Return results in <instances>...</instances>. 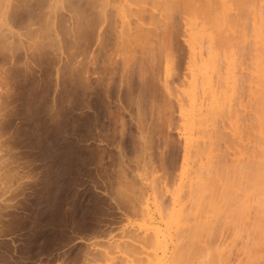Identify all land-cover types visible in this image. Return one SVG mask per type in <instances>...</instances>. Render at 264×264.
<instances>
[{"label":"rangeland","instance_id":"374dc122","mask_svg":"<svg viewBox=\"0 0 264 264\" xmlns=\"http://www.w3.org/2000/svg\"><path fill=\"white\" fill-rule=\"evenodd\" d=\"M211 1L0 0V264H264V0Z\"/></svg>","mask_w":264,"mask_h":264},{"label":"bare ground","instance_id":"6f19581e","mask_svg":"<svg viewBox=\"0 0 264 264\" xmlns=\"http://www.w3.org/2000/svg\"><path fill=\"white\" fill-rule=\"evenodd\" d=\"M137 1V0H136ZM189 1H193V2H195V0H189ZM211 1V0H210ZM245 1V0H244ZM248 1V0H247ZM250 1V0H249ZM139 2V1H138ZM211 2H213V1H211ZM240 2V1H239ZM192 4L193 5V3L192 2H189L188 4ZM197 3V2H196ZM195 3V4H196ZM244 2H242V3H240L241 5L243 4ZM251 3V2H250ZM186 3H184V5H185ZM188 4H186L187 6H188ZM195 4H194V6H195ZM199 4V2L197 3V9L194 7V10L195 11H197V10H199V11H201V12H199V11H197V13H202V11H203V13H202V16H199V17H206V20H207V22L208 23H210V25L209 26H211V31L212 32H215V33H218L219 34V32L218 31H222V27H221V21H220V23L218 22L219 20L217 19L218 18V16H217V14L216 13H219L218 11L214 14V12H213V15H211L210 14V12L211 11H209V9L207 10V9H205V7H203V2H202V4L200 3V6L198 5ZM205 5H206V3H204ZM239 4V5H240ZM249 4V3H248ZM183 5V6H184ZM253 5V4H252ZM187 6L185 7V8H187ZM189 6H191V5H189ZM189 6H188V8H189ZM207 6V5H206ZM211 6V5H210ZM235 6H238V5H236L235 4ZM243 6V5H242ZM191 7H193V6H191ZM244 7V6H243ZM250 7H251V5H250ZM210 9H212L211 7H209ZM237 8V7H236ZM238 8H239V6H238ZM240 8H242L241 6H240ZM246 8V7H245ZM214 10H215V8H213ZM218 9V8H217ZM248 9V8H247ZM126 10V9H125ZM189 11H190V8L188 9ZM191 10H193V8L191 9ZM194 10H193V12H194ZM206 10V11H205ZM242 10H243V8H242ZM205 11V12H204ZM239 11H240V9H239ZM252 11V10H251ZM192 12V11H191ZM190 12V13H191ZM238 12V11H237ZM250 12V11H249ZM205 13V14H204ZM248 13V12H247ZM196 14V13H195ZM204 14V15H203ZM207 14V15H206ZM197 15V14H196ZM198 15H200V14H198ZM206 15V16H205ZM215 15V17L217 16V18L215 19L214 17H211V16H214ZM250 15V14H249ZM234 16V15H233ZM237 16V15H236ZM242 16V15H241ZM192 17V16H191ZM197 17V16H196ZM227 17H229V16H226V18ZM221 17H219V19H220ZM226 18H224V20L226 19ZM231 18H233V17H231ZM230 18V21H232V19ZM244 18V17H243ZM249 17H247V19H248ZM200 19V18H199ZM202 20H205V18H203ZM258 20V19H257ZM186 23H188V22H186ZM203 23H206V22H204L203 21ZM231 23V22H230ZM234 24V26H235V24L236 23H233ZM246 24V23H245ZM244 24V25H245ZM204 25V24H203ZM224 25H225V23H224ZM226 26H228V24L226 25ZM230 26H232V24L230 25ZM196 27V26H195ZM229 27V26H228ZM236 27H237V25H236ZM224 28V27H223ZM225 29H226V27H225ZM224 29V31H226ZM240 29V28H239ZM243 29V28H242ZM235 30V29H234ZM244 30V29H243ZM246 30V29H245ZM204 31H208V28L207 29H205ZM244 32V31H243ZM242 32V33H243ZM256 35H257V42L259 43V52H258V57L256 58V70H253V71H256V74H257V77H259V81H257L256 80V78L255 77H253V78H255V80L257 81V82H259L258 83V90L257 89H254V90H257V94L259 93V95L257 96V98H256V96H255V99L257 100V102L254 100V102H256L255 104H259V105H261V106H259V108H261L262 107V109H258L259 111H260V113H259V115H257V113L255 114L256 115V117L258 118L257 120V123L256 124H258L259 126H261V125H264L263 123H264V121L262 122L261 120V118H260V115L262 114L263 115V113H264V34H262L261 33V31H257L256 30ZM220 34H222L223 35V33H221L220 32ZM228 35L230 36V32L228 33ZM238 35V34H237ZM228 36V37H229ZM239 36V35H238ZM246 36H247V34H246ZM140 38V37H139ZM242 38V37H241ZM138 39V38H137ZM141 39V38H140ZM198 39V43H199V38H197ZM203 39H205V38H203ZM236 39V38H235ZM234 39V40H235ZM195 40H196V38H195ZM231 40V39H230ZM205 41V40H204ZM203 41V42H204ZM206 41L207 42H205V43H207V52H206V54H205V57L203 56H200V58L198 59L199 60V65H200V67H202V68H204L205 69V67H206V65L209 63V62H211V61H214L213 60V56H212V54H214L213 53V51H214V49H215V46L216 45H223L224 43H226L227 42V39L226 38H224V37H221V36H219V35H217V34H213L212 35V37H209V38H207L206 39ZM232 41V40H231ZM238 41V40H237ZM228 42H229V40H228ZM236 42V41H235ZM241 42V41H240ZM135 43V42H134ZM202 43V42H201ZM200 43V44H201ZM238 44H239V42H238ZM202 45H203V43H202ZM202 45H201V47H202ZM231 45V44H230ZM241 45V44H240ZM235 46H237V45H235ZM230 47V46H229ZM232 47V46H231ZM194 48V47H193ZM195 49V48H194ZM202 49H203V47H202ZM192 50V49H191ZM196 50V49H195ZM211 50H212V54H211ZM256 50V49H255ZM145 53V52H144ZM202 53V52H201ZM204 53V52H203ZM251 53V52H250ZM252 54V53H251ZM251 56V55H250ZM254 56V55H253ZM257 56V55H256ZM146 57V56H145ZM147 58V57H146ZM254 58H255V56H254ZM217 60V59H216ZM236 61H237V59H236ZM235 61V62H236ZM239 62V61H238ZM212 64V63H211ZM239 64V63H238ZM254 64V63H253ZM249 66V65H248ZM237 68V67H236ZM235 68V69H236ZM249 68H250V66H249ZM253 69V68H252ZM252 69H251V71H252ZM216 70V69H215ZM218 70V69H217ZM222 70V69H221ZM214 72V71H213ZM215 74H216V72H214ZM219 73V72H218ZM209 74V73H208ZM215 74H213L212 76H214ZM222 74V73H221ZM235 74V73H234ZM254 74V73H253ZM230 75V73L228 74V76ZM247 75V74H246ZM217 76V75H216ZM249 76V75H248ZM200 78L201 79V86L203 87V89L204 88H209V87H212L213 85L212 84H214V83H212L213 82V80H212V82L210 81L211 80V78L209 79V75H205L204 74V71L202 72V74H200V76H197V78ZM218 77V76H217ZM219 77H220V75H219ZM230 77L232 78L233 76H231L230 75ZM229 77V78H230ZM228 78V79H229ZM230 78V79H231ZM244 78V77H243ZM242 78V79H243ZM215 79V78H214ZM247 79H248V77H247ZM252 79V78H251ZM222 80H223V77H222ZM240 80V79H239ZM254 80V79H253ZM245 81V80H244ZM248 81V80H247ZM219 82V81H218ZM218 82H217V84H218ZM232 82V81H231ZM254 82V81H253ZM210 83H212V84H210ZM216 83V82H215ZM221 82H219V84H220ZM228 83V82H227ZM256 83V82H255ZM223 84H224V82H223ZM196 82H195V88H196ZM212 85V86H211ZM228 85V84H227ZM191 86H193V82L191 83ZM222 87H223V85H221ZM220 85H219V87H221ZM231 86V85H230ZM250 86V85H249ZM229 87V86H228ZM238 88V87H237ZM241 88H242V86H241ZM241 88H240V90H241ZM217 89V88H216ZM221 89V88H220ZM229 89V88H228ZM244 89V88H243ZM251 89H252V87H251ZM250 89V90H251ZM235 90V89H234ZM237 90V89H236ZM235 90V91H236ZM215 91V90H214ZM238 91V90H237ZM236 91V92H237ZM247 91V90H246ZM253 91V90H252ZM216 92V91H215ZM217 92H219V91H217ZM256 91H253V93H255ZM220 93V92H219ZM247 93H248V91H247ZM194 94V93H193ZM221 94V93H220ZM209 95V94H208ZM216 95V94H215ZM253 95V94H252ZM206 96H207V93H206ZM221 97V96H220ZM213 98L212 97V99H211V101H210V104H209V107L207 108V112H209V113H215V112H221V111H223L222 110V107H221V103H219V101L217 100V99H221V98ZM246 97H247V95H246ZM234 99H235V97H234ZM249 99V101H250V99L251 98H248ZM194 100V99H193ZM232 100V99H231ZM238 100V99H237ZM252 100V99H251ZM252 100V101H253ZM235 101V100H234ZM245 101H247V100H245ZM244 101V102H245ZM251 102V101H250ZM203 103V102H202ZM201 103V104H202ZM245 103H247V102H245ZM252 103V102H251ZM250 103V104H251ZM224 104H226V103H224ZM223 104V105H224ZM186 105V104H185ZM234 105V104H233ZM232 105V106H233ZM245 105V104H244ZM252 105V104H251ZM251 105H250V107H251ZM253 105H254V103H253ZM242 106V105H241ZM240 106V107H241ZM245 106H247V104L245 105ZM255 106V105H254ZM224 107H225V105H224ZM256 107V106H255ZM254 107V108H255ZM258 107V106H257ZM230 108H232V107H230ZM248 108V107H247ZM254 108H253V110H254ZM225 109V108H224ZM235 109V108H234ZM243 109V108H242ZM233 110V109H232ZM250 110H251V108H250ZM257 110V111H258ZM263 110V111H262ZM229 111H231V110H229ZM234 111V110H233ZM238 111H240V110H238ZM254 111H256V109L254 110ZM181 112H184V111H181ZM196 112V111H195ZM225 112V111H224ZM224 112H221L222 114L224 113ZM253 112V111H252ZM199 113V112H198ZM208 113V114H209ZM232 113H234V112H231V114ZM236 113V112H235ZM240 113V112H239ZM182 114V113H181ZM184 114V113H183ZM197 113H194V115H196ZM207 114V115H208ZM216 114V113H215ZM215 114L213 115V116H215ZM220 114V113H219ZM218 114V115H219ZM221 114V115H222ZM227 114V113H226ZM187 115V113L185 114V116ZM201 115V114H200ZM200 115H196V116H200ZM217 115V114H216ZM218 115H217V117H218ZM252 115V114H251ZM195 116V117H196ZM209 116V115H208ZM223 116V115H222ZM225 116V115H224ZM210 117H211V115H210ZM219 117H220V115H219ZM240 117V116H239ZM248 117V116H247ZM254 117V116H253ZM185 118V117H184ZM230 118V117H229ZM232 118V117H231ZM241 118V117H240ZM263 118H264V116H263ZM207 119V118H206ZM222 119V118H221ZM233 119V118H232ZM185 120V119H184ZM214 120V119H213ZM216 120V119H215ZM240 120V119H239ZM256 120V119H255ZM195 121V120H194ZM193 121V122H194ZM199 121V120H198ZM202 121V120H201ZM204 121V120H203ZM206 122V121H205ZM212 122V121H211ZM203 122H201V124H202ZM262 123V124H261ZM196 124V123H195ZM213 124H215V126H217L216 125V123H213ZM240 124V123H239ZM244 124V123H243ZM252 124H253V121H252ZM256 124H255V126H256ZM234 125V119H233V124H232V127H234L233 126ZM241 125V124H240ZM198 126V125H197ZM199 126H200V123H199ZM210 126V125H209ZM239 126V125H238ZM247 126V125H246ZM252 127V126H251ZM237 128V126L235 127V129ZM218 129V128H217ZM226 129H228V128H226ZM230 129V128H229ZM215 130H216V128H215ZM215 130H213V131H215ZM242 130V129H241ZM247 130V129H246ZM256 130V129H255ZM264 130V129H263ZM210 131V133H211V130H209ZM238 131H239V129H238ZM237 131V132H238ZM248 131H251V129L249 130L248 129ZM247 131V132H248ZM253 131V130H252ZM205 132V131H204ZM203 132V133H204ZM215 132H217V131H215ZM215 132L213 133V134H215ZM218 132H219V130H218ZM262 133H263V131H262ZM262 133H260V134H262ZM196 134V133H195ZM202 134V133H201ZM208 134V133H207ZM247 134V133H246ZM257 134V133H256ZM259 134V133H258ZM184 135V134H183ZM209 135V134H208ZM211 135V134H210ZM216 135H218L219 136V134H217L216 133ZM240 135H241V133H240ZM222 136V135H221ZM248 136V135H247ZM262 136V135H261ZM260 136V137H261ZM183 137H186V136H183ZM210 137V136H209ZM213 137V136H212ZM259 137V136H258ZM259 137V138H260ZM264 137V136H263ZM214 138V137H213ZM221 138V137H220ZM246 138V137H245ZM258 138V139H259ZM209 139H211V138H209ZM217 139V138H216ZM232 140V139H231ZM263 140V139H262ZM261 141V140H260ZM186 142V141H185ZM209 142V141H208ZM249 142V141H248ZM263 142H264V140H263ZM199 143H201V142H199ZM199 143H198V145H199ZM201 144H203V143H201ZM211 146V145H210ZM263 148V147H262ZM204 149V148H203ZM211 150V149H210ZM237 151V150H236ZM196 152H197V150H196ZM211 153V152H210ZM209 154V153H208ZM212 154V153H211ZM215 154V153H214ZM195 155V154H194ZM249 155V154H248ZM261 155H262V153H261ZM197 156V155H196ZM210 156V155H209ZM255 156V155H254ZM257 156H259V155H257ZM256 156V157H257ZM262 156H264V155H262ZM202 157V156H201ZM255 157V158H256ZM193 158V157H192ZM260 158V157H259ZM258 159V158H257ZM209 160H210V158H209ZM246 163V162H245ZM249 163H250V160H249ZM248 163V164H249ZM261 163V162H260ZM259 163V164H260ZM263 163V162H262ZM242 165H243V163H241ZM257 164V163H256ZM262 165V164H261ZM264 165V164H263ZM195 166V165H194ZM206 166H207V164H206ZM231 166V165H230ZM209 167V166H208ZM241 167H243V166H241ZM200 168V167H199ZM259 168V167H258ZM262 168H263V166H262ZM201 169V168H200ZM228 169V168H227ZM236 169V168H235ZM199 171V170H198ZM247 171H249V170H247ZM228 172V171H227ZM243 172V171H242ZM250 172V171H249ZM257 173V172H256ZM225 174V173H224ZM237 174V173H236ZM240 175H243V173L241 174V172L239 173ZM221 175V174H220ZM225 175H227V174H225ZM239 175V176H240ZM247 175V174H246ZM229 176V175H228ZM224 177V176H223ZM250 177V176H249ZM255 177V176H254ZM218 178V177H217ZM220 178V177H219ZM231 178V177H230ZM230 178H229V180H230ZM259 178H260V180H263L264 179V174H259ZM241 179V178H240ZM244 179H246L245 177H244ZM247 180V179H246ZM255 180L256 181H259V179L257 180L256 178H255ZM221 181V180H220ZM223 182H224V180H223ZM202 183H203V181H202ZM241 183V182H240ZM239 183V184H240ZM260 183V182H259ZM200 184V183H199ZM222 184V183H221ZM225 184H227V183H225ZM249 184H251V183H249ZM255 183L253 182V185H254ZM263 184V183H262ZM237 185V184H236ZM252 185V186H253ZM222 186V185H221ZM231 186H232V184H231ZM233 186H235V184L233 185ZM261 186V185H260ZM264 186V185H263ZM179 187V186H178ZM254 187H256L255 185H254ZM236 188V187H235ZM234 188V189H235ZM237 188H239V187H237ZM258 188H259V186H258ZM225 189V188H224ZM227 189V188H226ZM233 189V190H234ZM244 189V188H243ZM260 189H261V187H260ZM259 189V190H260ZM220 190V189H219ZM228 190H229V188H228ZM237 190V189H236ZM241 190V189H240ZM245 190V189H244ZM243 190V191H244ZM256 190V189H255ZM221 191V190H220ZM227 191V190H226ZM238 191V190H237ZM251 191H254L253 189L252 190H250L249 192L251 193ZM222 193V192H221ZM242 194H243V192H241ZM244 193H246V192H244ZM250 193H248L249 194V196H251V194ZM262 193H263V202H262V204L264 205V189L262 190ZM220 194V193H219ZM224 194V193H223ZM222 194V195H223ZM225 195V194H224ZM232 195V194H231ZM219 196V195H218ZM235 196V195H234ZM248 196V195H247ZM220 197V196H219ZM219 197H217V198H219ZM233 196H230V198H232ZM227 198V197H226ZM237 198H239V197H237ZM240 198H242V197H240ZM225 199V198H224ZM235 199V198H234ZM250 199V198H249ZM221 200H222V198H221ZM232 200V199H231ZM243 200V199H242ZM219 201H220V198H219ZM245 201V200H244ZM249 201V200H248ZM221 202V201H220ZM239 202V201H238ZM242 202V201H241ZM197 203V202H196ZM219 203V202H218ZM227 203H228V201H227ZM195 204V203H194ZM196 206V205H195ZM200 206V205H199ZM225 206V205H224ZM252 206V205H251ZM219 207V206H218ZM226 207V206H225ZM236 207V206H235ZM246 207V206H245ZM257 207V206H256ZM231 208V207H230ZM234 208V207H233ZM259 208H260V206H259ZM263 208V207H262ZM224 209V208H223ZM198 211V210H197ZM189 212V211H188ZM222 212V211H221ZM238 213V212H237ZM222 214V213H221ZM244 214V213H243ZM245 214H246V212H245ZM249 214V213H248ZM169 215V214H168ZM212 215V214H211ZM215 215V214H214ZM219 215V214H218ZM238 216V215H237ZM241 217V216H240ZM215 220H216V218H214ZM213 219V220H214ZM218 219V218H217ZM226 219V217H224V220ZM231 219V218H230ZM168 220V219H167ZM249 220V219H248ZM179 221V220H178ZM210 221V220H209ZM223 221V220H222ZM255 221V220H254ZM221 222V221H220ZM231 222V221H230ZM249 222V221H248ZM214 223V222H213ZM224 223V222H223ZM226 223V222H225ZM246 223V222H245ZM197 224V223H196ZM210 224V223H209ZM212 224V223H211ZM168 225V224H167ZM214 225V224H213ZM224 225V224H223ZM233 225V224H232ZM231 225V226H232ZM229 226H230V223H229ZM157 229V228H156ZM155 229V230H156ZM208 229V228H207ZM159 230V229H158ZM158 230H157V232H158ZM169 230V229H168ZM246 230V229H245ZM151 232H153V231H151ZM157 232H155V233H153V234H156ZM261 232V231H260ZM158 234H160V233H158ZM224 247V246H223ZM223 247L221 246V248L223 249ZM221 249V250H222ZM195 250V249H194ZM216 251V250H215ZM244 251V250H243ZM252 252V251H251ZM218 253H219V251H218ZM220 253H221V251H220ZM213 261V260H212Z\"/></svg>","mask_w":264,"mask_h":264}]
</instances>
